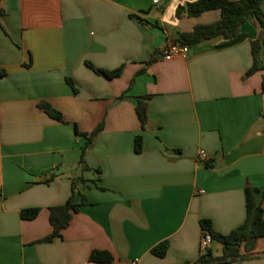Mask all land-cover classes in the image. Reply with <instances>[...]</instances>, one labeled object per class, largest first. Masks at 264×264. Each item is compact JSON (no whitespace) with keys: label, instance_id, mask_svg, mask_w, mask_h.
<instances>
[{"label":"crops","instance_id":"1","mask_svg":"<svg viewBox=\"0 0 264 264\" xmlns=\"http://www.w3.org/2000/svg\"><path fill=\"white\" fill-rule=\"evenodd\" d=\"M197 1L0 0V264H194L202 220L221 235L244 223L245 190L264 192V72L248 75L262 28L250 17L238 42L216 37L166 61L180 34L220 20L218 10L177 16ZM87 63L123 70L110 79ZM145 97L142 129L136 106ZM100 124L83 169L86 140L76 130ZM72 195L79 212L43 242L50 209ZM35 208V219L22 218ZM164 242L166 255L155 256ZM211 249L223 253L217 242ZM94 251L113 261L91 262ZM229 264H264V237Z\"/></svg>","mask_w":264,"mask_h":264},{"label":"trees","instance_id":"2","mask_svg":"<svg viewBox=\"0 0 264 264\" xmlns=\"http://www.w3.org/2000/svg\"><path fill=\"white\" fill-rule=\"evenodd\" d=\"M264 0H198L195 3L187 4L177 10V16L181 17L184 13L188 17H198L201 14L218 10L221 12L219 21L210 25H198L191 32L180 34L178 43L186 46H193L201 42L210 41L216 37L225 38V44H233L243 38L240 32L242 25L250 17L257 19L262 28V33L259 38L251 43L253 65L249 70L248 75L257 72H264ZM3 15V10L0 9V16ZM152 60L149 62L151 63ZM88 68L96 73L103 74L112 79L120 77L123 68L115 71H106L95 68L92 64H86ZM0 75H4L0 71ZM67 83L71 86L74 92V84L72 80L68 79ZM264 87V75H263ZM149 97L141 98L137 101L136 113L141 124L142 129L145 128L148 122V101ZM39 108L42 109L51 119L64 123L62 114L54 109L47 102H40ZM103 129V124H100L93 132L77 134L86 140L82 152L81 165L83 169H89L85 164V156L91 149L97 135ZM143 148V140L141 136L135 139V152L141 153ZM74 193V190H73ZM246 198V218L244 223L233 230L228 235H221L214 232L210 220H202L201 228L203 235H209L214 242L223 246V253L220 257H214L211 247L208 251L200 256V264H229L245 255L250 254L255 248L256 242L264 237V192L256 188H247L245 190ZM86 199L83 198L81 204H86ZM79 205L73 203V195L69 198L67 203L63 206L54 207L50 209V223L53 227L51 236L43 240V242H50L54 238L61 237L62 231L66 229L73 217V214L79 212ZM39 209H27L22 212V218L25 220H33L39 214ZM168 250L166 242L158 245L152 250V253L158 257H164ZM244 252V254L242 253ZM94 263H111L113 257L107 252L94 251L90 259Z\"/></svg>","mask_w":264,"mask_h":264},{"label":"built area","instance_id":"3","mask_svg":"<svg viewBox=\"0 0 264 264\" xmlns=\"http://www.w3.org/2000/svg\"><path fill=\"white\" fill-rule=\"evenodd\" d=\"M162 2V0H153L154 5H159ZM189 47L186 45H182L180 43H171L169 44L164 52H163V58L166 61H170L174 58L177 57H183L187 54ZM200 159L205 160L206 155L201 153L200 154ZM203 193V192H201ZM212 246V239L210 238L209 235H203V240L201 244V256L204 255L208 249ZM126 264H139L138 259H134L132 261L127 262ZM194 264H200V262L194 263Z\"/></svg>","mask_w":264,"mask_h":264}]
</instances>
